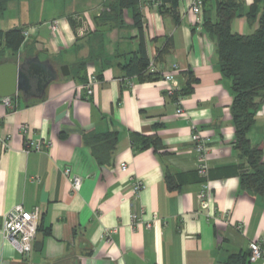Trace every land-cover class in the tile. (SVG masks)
<instances>
[{"label":"crops","instance_id":"1","mask_svg":"<svg viewBox=\"0 0 264 264\" xmlns=\"http://www.w3.org/2000/svg\"><path fill=\"white\" fill-rule=\"evenodd\" d=\"M109 1L61 0L47 22L45 10L35 6L37 12L32 9L0 28H20L24 36L16 55L0 46V66L19 64L25 74L33 65L45 68L31 79L27 93L10 96L14 108L0 97V138L7 141L4 148L0 140V226L17 205L39 210L31 257L24 258L0 237V264H225L232 254L250 253L254 241L264 248V198L241 187L247 165L235 149L231 82L221 72L214 41L187 2L178 1L175 16L168 4L160 13L152 0H142L149 67L130 85L124 66L139 52L141 40L131 12L122 27L98 28L95 18ZM244 4L248 8L253 0ZM207 8L214 10V1ZM53 21L58 22L55 31ZM256 28L244 18L232 25L241 35ZM175 64L179 69L172 85L185 92L192 82V91L181 97L184 115L177 114L180 91L168 95L163 78ZM66 65L70 75L65 77L61 67ZM2 75L6 81L7 74ZM92 77L98 83L88 97ZM64 103L67 114L56 121ZM192 125L206 138V177L199 173L203 161L194 149ZM109 132L117 133L118 140L103 165L84 136ZM134 136L158 137L161 146L142 148ZM249 138L264 160V104ZM31 139L50 146L26 152ZM66 168L82 179L79 191L73 189L72 176L64 175ZM168 176L178 190L168 189ZM136 178L145 185L138 200L132 196ZM205 181L212 198L202 212L198 194ZM134 213L143 219L137 229ZM250 264H264V257Z\"/></svg>","mask_w":264,"mask_h":264},{"label":"trees","instance_id":"2","mask_svg":"<svg viewBox=\"0 0 264 264\" xmlns=\"http://www.w3.org/2000/svg\"><path fill=\"white\" fill-rule=\"evenodd\" d=\"M13 0H0V17L4 14L8 4ZM160 2L157 10L163 13L166 4L171 12L178 16L177 3L179 0H155ZM152 0V4L155 2ZM214 1L215 8H207L208 3ZM142 0H111L95 20L99 29H115L125 23L126 12L132 13L133 26L138 30L141 40L140 50L135 53L124 66L128 77H144L148 71L142 14L140 10ZM237 18H244L256 30L249 35L235 33L232 29ZM73 27L75 20L69 19ZM203 30L215 43L221 72L231 82L233 104L231 115L235 127V149L239 158L247 165L241 174V187L244 191L264 198V160L262 151L251 143L249 134L256 122V116L264 104V0H253V4L246 8L244 0H204ZM3 42V43H2ZM24 43L23 30L16 28L7 32L0 31V46L10 50L14 55L19 53ZM169 46L162 53H166ZM93 57V53H91ZM84 65L83 63L81 66ZM78 79V78H77ZM82 82H87L82 79ZM192 91V82L187 90L180 91L177 96L183 97ZM85 145L90 147L91 153L100 164H106L115 150L118 140L117 133L109 132L101 135H85ZM134 142L140 141L142 148L153 145L161 146L158 137L134 136ZM170 191H176L179 186L173 177H167ZM225 264H250V253L232 254Z\"/></svg>","mask_w":264,"mask_h":264},{"label":"built area","instance_id":"3","mask_svg":"<svg viewBox=\"0 0 264 264\" xmlns=\"http://www.w3.org/2000/svg\"><path fill=\"white\" fill-rule=\"evenodd\" d=\"M155 1V0H153ZM185 1L189 5V9L192 11L194 15L199 18L200 22H203V11H204V0H179ZM160 2L155 1L153 6L158 7ZM58 22L53 21L50 24L52 31L57 29ZM28 33H25V38H27ZM152 67V65L150 66ZM154 67V65H153ZM179 69L178 65H173L171 71L167 72L163 75V78L167 84V94L173 97H176V94L180 89L174 85L172 82L175 79V72ZM133 78V77H132ZM132 78H126L130 85L132 83L130 80ZM98 83L97 77H92L87 85V96L90 97L93 94V87ZM179 108L177 110L178 115H184V110L182 108V98L177 97ZM5 104L11 108H14V101L12 97L4 98ZM28 126L24 125L22 127L23 133L28 132ZM191 138L194 143V149L197 153V156L200 158L202 162L199 167V173L203 176H207V165L204 162L205 155L208 152L206 138L203 134L197 129L196 125H192L191 127ZM1 140V138H0ZM2 146L7 148V141L1 140ZM50 146V143H45L41 140H27L26 152L36 151L42 152L46 150ZM127 169L126 164L121 165V170L125 171ZM64 175L67 177H71L70 168H66L64 170ZM71 183L73 189L79 191L82 179L77 176H72ZM144 183L138 178L133 180L132 184V196L134 200H138L142 191L144 190ZM199 198V206L200 211L206 212L209 208V204L212 198V188L209 181H205L198 194ZM38 220H39V210L35 208L32 211H27L22 205L15 206L8 214H6L2 225L0 226V237L7 240L15 250L24 258H30L33 253V245L35 238L38 232ZM132 223L133 228L137 229L142 223V217H138L136 213L132 215ZM147 227H152V224L148 223ZM242 226H238V229H241ZM107 236H110L111 232H108ZM264 257V248L261 241H254L250 245V261L255 262Z\"/></svg>","mask_w":264,"mask_h":264},{"label":"water","instance_id":"4","mask_svg":"<svg viewBox=\"0 0 264 264\" xmlns=\"http://www.w3.org/2000/svg\"><path fill=\"white\" fill-rule=\"evenodd\" d=\"M35 61L39 62V58L36 57ZM42 65L44 64L40 63V65L31 66L27 74H25L24 72L20 70L19 64L1 65L0 66V78H3L4 75L2 74L5 73L7 74V80L6 81L0 80V97L5 98V97H10L17 93H23V94L27 93L30 89L31 79L35 75L40 74L41 72L45 70V68ZM61 74L65 77L69 76L70 75L69 66L66 65V66L61 67ZM54 78L55 76H53V79ZM48 85H49V82H47L46 86L42 88L43 94L45 92V89L48 87ZM67 108H68L67 103L62 104L58 108L56 121H59L66 116Z\"/></svg>","mask_w":264,"mask_h":264},{"label":"rangeland","instance_id":"5","mask_svg":"<svg viewBox=\"0 0 264 264\" xmlns=\"http://www.w3.org/2000/svg\"><path fill=\"white\" fill-rule=\"evenodd\" d=\"M61 0H23L24 3H22V0H13L11 1L8 6L6 11L4 12L2 18H6L5 20L1 19L0 20V28H5L8 26V23L13 24L17 22L18 19L22 18L23 16L27 17L28 13L33 9V12L35 11L36 8H39V10H45V17L43 18L45 22L48 21L49 17V11L50 9L55 5L59 4ZM65 4L67 0H64ZM42 13V12H39ZM36 15V13H35ZM32 16V15H31ZM17 18V19H16ZM11 20V21H9ZM248 23V22H247ZM248 26H251L248 23Z\"/></svg>","mask_w":264,"mask_h":264}]
</instances>
